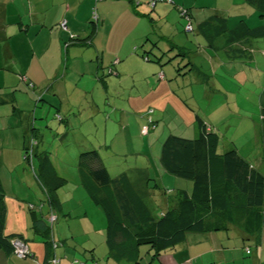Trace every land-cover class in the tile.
Segmentation results:
<instances>
[{
    "label": "crops",
    "instance_id": "1",
    "mask_svg": "<svg viewBox=\"0 0 264 264\" xmlns=\"http://www.w3.org/2000/svg\"><path fill=\"white\" fill-rule=\"evenodd\" d=\"M94 3L95 9L92 12ZM181 6L189 7L192 11L194 31H191V37V32L186 31L183 23ZM257 14L260 16L247 0H0V179L6 192L5 233L23 235L30 253L25 258H19L14 252L0 250V264H50L52 258L60 259L59 264H92V261L93 264H109L108 258H111L109 252L106 253L107 250L99 252L98 245L104 241L102 237L97 240L96 229L82 227L79 235L72 229L70 218H78L83 223V219H87L85 216H88V211L79 210L80 214L74 215V210H78L83 202H77V199L81 198L73 194L69 199L70 207L65 209L64 199L59 191L62 187L57 191L61 201L58 212L65 215L64 221L69 224V229L64 237L56 235V222H51L53 209L39 177V162L37 158H34L33 162L25 159V146L34 134L42 132L38 121L45 118L42 117L45 113L37 108L40 96L43 100L47 93L60 94V88L67 83V74L72 65L69 55L71 45L82 48L88 60H95L98 72L99 67H108L106 60L111 59L116 63L134 60L139 66L152 65L154 69L144 74L149 88L179 93L181 88L188 86L193 73L197 75L200 83L204 82L198 74L200 65L193 62V57H189L190 52L194 50L192 43L198 52L208 51L207 55L213 68L219 63L221 68L226 67L232 71V63H238L237 58L243 59L239 64H246V61L255 62L257 56L248 54L254 45H257L264 55V45L258 40L262 37H242L235 40V35L231 33L241 20H245L251 27L264 25L256 20ZM184 20L188 21L187 18ZM63 22H66L65 26L62 25ZM181 29H184L185 34ZM121 32H124L125 36L117 37ZM140 46L147 48L144 52L150 58L157 59L160 56L161 61L147 60L145 54H139ZM219 51H226L229 59H222V55L217 54ZM142 56L144 60L141 59ZM133 66L139 68L136 64ZM179 66L183 67L181 71ZM109 67L120 75L124 72L118 64H110ZM214 71L216 74L217 69L214 68ZM99 76L103 78L105 75L102 73ZM134 82L135 85L136 81ZM105 83L109 84L108 80ZM213 87H216L215 82ZM29 90L34 94L39 93L38 100ZM50 100L51 106L58 104L56 98L52 97ZM34 101L36 108L32 109ZM63 102V99L60 100V109L65 111ZM262 106L263 109L264 105ZM56 109L59 110L57 107ZM176 114L179 115L177 112ZM69 117L70 115L62 117V120L70 122ZM205 121L208 124L209 120ZM46 127L52 129L53 122L47 120ZM210 129L218 131L215 125ZM96 131L92 139L83 142L82 150L97 151L102 164L109 170L101 153L104 147H109V138L106 136V139H103L102 132ZM262 131L263 126L258 136L259 149ZM89 132L91 133L90 130ZM232 143L236 144L231 139L225 146H231ZM220 144L221 138L219 151H222ZM36 147L38 152L46 150L40 142ZM238 151L253 164L250 157L243 154L239 148ZM54 156V153L50 154L57 170ZM73 156L77 157V153H73ZM260 157L257 164L264 166V158ZM253 165L261 170L259 165ZM57 172L59 173V170ZM129 177L132 180L130 175ZM143 178L142 176L139 179ZM139 179L132 181L138 185ZM75 184L78 189L81 185L80 175ZM86 195L84 201L88 204L87 192ZM98 233L102 235V232ZM84 234L95 238L78 248L79 237ZM198 235L203 234L197 233L194 237ZM97 253L102 254V257L98 255L96 259ZM184 254L190 256L192 253L185 250L175 251L165 257L164 263L182 264V259L184 262L192 259V256L185 259ZM263 263V258L259 256L256 264Z\"/></svg>",
    "mask_w": 264,
    "mask_h": 264
},
{
    "label": "rangeland",
    "instance_id": "2",
    "mask_svg": "<svg viewBox=\"0 0 264 264\" xmlns=\"http://www.w3.org/2000/svg\"><path fill=\"white\" fill-rule=\"evenodd\" d=\"M94 9L95 3L92 6V12ZM256 20L264 24V17L261 18L258 14ZM183 23L186 25L188 22L183 18ZM183 30L181 29V32L185 34ZM121 33L117 37L125 36L124 32ZM192 34L193 32L189 33V36L191 37ZM258 40L264 45V37ZM70 48L72 65L67 74V83L60 88V94L47 93L43 100L38 101V110H44L45 113L42 115L45 118L38 121L42 129V134L38 137L44 149L49 151V154H55L54 163L57 170L69 181L59 190L61 198L64 199L65 209L70 207L69 199L73 194L81 198L77 199V202H83L78 210H74V215L80 214L79 210L88 211V216H85L87 219H83V223L78 218H70L72 229L77 235L82 232V227L96 229L97 240L102 237L104 241L98 245L99 252L103 250H107L106 253L109 252L105 242L107 226L105 213L90 197L86 199L87 204L84 201L87 196L85 189L81 185L76 189L75 184L79 180V155L84 152L81 145L85 140L92 139V136L96 135V130L102 132L103 139H106V136L109 138L107 139L109 147H104L101 153L110 174L116 176L126 171L133 181H138L143 176L144 178L139 179L138 184L146 193L143 192L146 202L157 216L176 205L181 190L191 192L193 189L191 180L167 172L161 164L160 157L162 143L169 134L186 138L196 136L197 115L210 121H208L209 129L214 125L217 126L222 151L227 147L226 142L230 143L232 139L239 150L250 157L253 164L259 165L264 172V166H261V163L257 164L262 156V150L258 148V136L262 128L261 109L264 105L262 104L264 103V55L258 50L257 45L252 46L253 49L248 52L250 55L257 56H255L256 63L246 61L247 65L244 62L239 64L243 59L237 58L238 63H232V71L226 67L221 68L217 63L216 67L214 66L215 70L217 69L215 74L212 62L207 55L208 51L198 52L192 43L194 50L190 52L189 57H193V62L200 65L198 74L204 82L200 83L197 75L193 73L188 86L185 89L181 88L179 93L149 88L144 74L154 69L152 65L139 66L134 60L116 63L111 59L106 60L108 67H99L98 72L97 62L88 60L82 48L73 45ZM145 49L147 48L140 46L139 54H145ZM217 54L222 55V59H229L226 51H219ZM141 59L144 60V57L142 56ZM153 59L155 58H151L152 61ZM110 64L112 66L118 64L124 69L123 74L120 75L118 71L109 67ZM134 64L139 68L133 66ZM102 73L105 75L103 78L99 76ZM107 80L109 84L105 83ZM134 81H136L135 85ZM214 82L216 87H213ZM29 91L38 100L39 93L34 94L32 90ZM52 97L58 100V104L51 106ZM61 98L66 112L60 109ZM35 104L36 101L32 102V109L36 108ZM54 105L59 110L54 108ZM65 113L70 115V122L59 118L58 115L63 118L67 116ZM149 119L153 120L154 125H151ZM47 120L53 122L52 129L46 127ZM73 153L74 155L77 153V157L73 156ZM57 214L54 231L56 235L64 237L69 224L64 221L65 215L61 212ZM99 229L101 231H98ZM98 232H102V235ZM256 233L244 239L242 232L233 227L227 230L199 233L203 234L198 235L201 238L194 237L197 233H190L186 242L177 245L176 249L163 251L159 256H156L154 250L148 246H143L138 261L118 262L113 258L108 260L109 264H167L164 263L165 257L175 251L185 250L191 251L192 259L186 262L182 259V264H256L259 256L264 260V223ZM94 238L87 234L80 236L78 248ZM248 249L250 252H247ZM223 252L224 255H222ZM98 255L102 257V254L97 253L96 259ZM184 255H186L185 259L190 257L189 254ZM18 261L21 262L19 259Z\"/></svg>",
    "mask_w": 264,
    "mask_h": 264
},
{
    "label": "trees",
    "instance_id": "3",
    "mask_svg": "<svg viewBox=\"0 0 264 264\" xmlns=\"http://www.w3.org/2000/svg\"><path fill=\"white\" fill-rule=\"evenodd\" d=\"M247 1L260 16H264V0ZM180 12L192 24L191 9L181 6ZM231 33L235 35V40L264 37V25L251 27L241 20ZM144 56L151 60L147 54ZM153 61L160 62L161 57ZM182 68L179 66V71ZM149 120L154 125L153 120ZM261 121L260 149L264 158V108ZM196 122L198 131L195 137L169 134L162 143L160 160L163 168L177 177L191 180L193 189L191 192L181 190L176 205L158 216L146 202L144 191L139 184L133 183L126 171L112 176L95 150L79 155L81 185L105 213L106 244L109 256L114 260L138 261L143 246H148L159 256L186 241L190 233H208L233 227L242 232L244 239L257 234L264 223V172L241 156L234 143L219 151V133L209 129L199 115ZM41 134H34L25 146V159L33 162L37 158L39 162V177L53 209L55 219L51 222L54 224L61 207L57 191L67 183V179L57 172L47 150L38 152L36 146ZM6 218V192L0 179V250L15 253L17 239L28 247L23 235L5 233Z\"/></svg>",
    "mask_w": 264,
    "mask_h": 264
},
{
    "label": "built area",
    "instance_id": "4",
    "mask_svg": "<svg viewBox=\"0 0 264 264\" xmlns=\"http://www.w3.org/2000/svg\"><path fill=\"white\" fill-rule=\"evenodd\" d=\"M95 18H97V16H95ZM62 25L65 26L66 25V22H63ZM193 29L194 28H193L191 22L189 21L187 23V25H186V31L191 32V31H193ZM51 219L54 220L55 219V216L52 215V218ZM14 245H15V254L18 257L24 258V257H26L28 255V247H27V245L22 240L17 239L15 241ZM247 252H250V250L248 249ZM52 264H59V259L54 258L52 260Z\"/></svg>",
    "mask_w": 264,
    "mask_h": 264
}]
</instances>
